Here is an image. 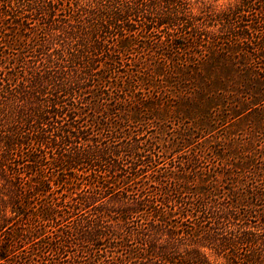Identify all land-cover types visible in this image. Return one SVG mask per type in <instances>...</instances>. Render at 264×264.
Wrapping results in <instances>:
<instances>
[{
  "label": "trees",
  "instance_id": "trees-1",
  "mask_svg": "<svg viewBox=\"0 0 264 264\" xmlns=\"http://www.w3.org/2000/svg\"><path fill=\"white\" fill-rule=\"evenodd\" d=\"M0 0V264H264V0Z\"/></svg>",
  "mask_w": 264,
  "mask_h": 264
},
{
  "label": "rangeland",
  "instance_id": "rangeland-1",
  "mask_svg": "<svg viewBox=\"0 0 264 264\" xmlns=\"http://www.w3.org/2000/svg\"><path fill=\"white\" fill-rule=\"evenodd\" d=\"M224 2H225L224 0H220V1L217 2V5L224 4Z\"/></svg>",
  "mask_w": 264,
  "mask_h": 264
}]
</instances>
